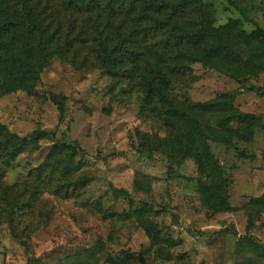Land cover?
Listing matches in <instances>:
<instances>
[{
	"label": "rangeland",
	"instance_id": "obj_1",
	"mask_svg": "<svg viewBox=\"0 0 264 264\" xmlns=\"http://www.w3.org/2000/svg\"><path fill=\"white\" fill-rule=\"evenodd\" d=\"M203 2L216 28L241 19L250 34L247 16L264 30V0ZM230 45L249 62L247 46ZM81 53L54 56L34 96L0 100L12 133L47 134L38 150L0 165V264H264V65L249 75L194 65L163 104L138 74L111 75L90 49ZM59 144L71 157H51ZM204 151L209 160L197 159ZM49 160L47 169L70 168L67 198L34 177ZM219 172L235 210L216 215L201 183L219 182ZM113 188L128 196L116 199Z\"/></svg>",
	"mask_w": 264,
	"mask_h": 264
},
{
	"label": "trees",
	"instance_id": "obj_2",
	"mask_svg": "<svg viewBox=\"0 0 264 264\" xmlns=\"http://www.w3.org/2000/svg\"><path fill=\"white\" fill-rule=\"evenodd\" d=\"M203 1L0 0V100L19 91L34 96L40 75L54 56L74 61L84 49L92 51L95 68L114 76L134 78L138 74L148 98L158 97L163 104L174 103L172 92L194 65L234 75L237 71L245 75L260 72L264 30L245 14L255 27L250 34L241 19L216 28L212 8ZM231 40L248 47L249 62L238 61ZM52 101L62 116L63 101L56 97ZM181 104L192 111L206 112L208 107H190L187 101ZM46 137L44 131L37 130L23 138L0 122V165L11 166L22 154L38 150ZM70 152V146L55 145L51 157L61 153L71 157ZM201 157L208 159L205 151L197 159ZM49 164L51 160L36 169L35 179L50 188L46 192L67 198L71 185L65 180L70 168L58 161L47 169ZM219 175V182L201 183L202 190L208 191L204 204L211 203L209 208L216 215L232 213L235 209L226 194L227 181L221 172ZM2 177L0 174V186ZM113 196L118 199L128 193L113 188ZM256 202L264 203V195Z\"/></svg>",
	"mask_w": 264,
	"mask_h": 264
}]
</instances>
